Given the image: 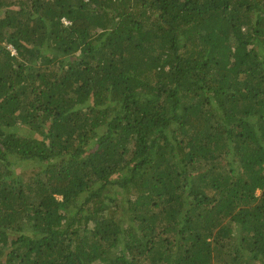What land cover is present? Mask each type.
<instances>
[{
  "label": "trees",
  "instance_id": "obj_1",
  "mask_svg": "<svg viewBox=\"0 0 264 264\" xmlns=\"http://www.w3.org/2000/svg\"><path fill=\"white\" fill-rule=\"evenodd\" d=\"M0 264H264V0H0Z\"/></svg>",
  "mask_w": 264,
  "mask_h": 264
},
{
  "label": "clouds",
  "instance_id": "obj_2",
  "mask_svg": "<svg viewBox=\"0 0 264 264\" xmlns=\"http://www.w3.org/2000/svg\"><path fill=\"white\" fill-rule=\"evenodd\" d=\"M7 47L14 53V49L11 45H8Z\"/></svg>",
  "mask_w": 264,
  "mask_h": 264
}]
</instances>
